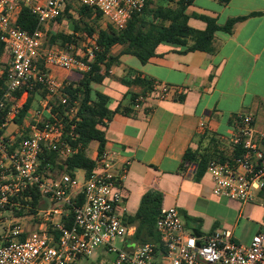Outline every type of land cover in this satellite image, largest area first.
I'll return each mask as SVG.
<instances>
[{
    "label": "built area",
    "instance_id": "1",
    "mask_svg": "<svg viewBox=\"0 0 264 264\" xmlns=\"http://www.w3.org/2000/svg\"><path fill=\"white\" fill-rule=\"evenodd\" d=\"M75 1L100 11L102 27L111 25L116 29L124 28L131 15L140 12L146 2ZM64 3L65 0H0V44L11 56L9 66L0 68V111L16 91L23 90L0 124V225H5L6 230L0 235V264H76L82 256H90L100 247L115 254L108 264H264V227L249 245L238 243L229 230L220 229L203 238L187 230L174 206L162 210L157 219L158 243H127L136 227L125 221L122 178L116 174L115 159L108 149L99 157L98 170L88 178L70 173L54 176L40 170L44 149L58 150L62 157L77 151L63 139L65 125L56 115H51L55 121L48 120L40 126L37 111L32 114L33 120L31 117L28 120L29 135L18 140L14 135L9 137L19 128L16 126L8 132L9 124H17L14 119L31 90L41 84L53 95L64 87L50 73L49 66L89 70V61L101 50L96 36L88 38L86 49L80 53L74 52V43L67 48L45 46L44 26L60 16ZM23 6L30 7L39 20L33 33L17 23ZM153 91L159 99H166L178 90L158 82ZM146 99V94H138L133 107L140 109ZM67 100V95L61 96L63 103ZM71 112H75L74 108ZM230 141L240 153L228 160L212 159L208 163L207 170L215 182L214 193L251 202L260 193L264 194V146L251 114L238 117ZM32 187L54 206L45 211L38 229L24 236L19 217L11 212L23 209L17 199ZM71 212L73 224L63 228L62 219L56 216H69ZM50 228L61 233L55 237ZM119 237L123 238L122 246L116 244Z\"/></svg>",
    "mask_w": 264,
    "mask_h": 264
},
{
    "label": "crops",
    "instance_id": "2",
    "mask_svg": "<svg viewBox=\"0 0 264 264\" xmlns=\"http://www.w3.org/2000/svg\"><path fill=\"white\" fill-rule=\"evenodd\" d=\"M186 13L189 24L199 30L207 27L205 16L220 25L231 18L246 17L230 31L215 32L212 52L187 50L184 45L165 41L145 63L137 56L138 60L128 62L131 54H122L111 74L92 85L95 92L109 97L107 105L113 112L104 128L105 149L112 153L116 174L122 178L125 219L136 215L145 194L157 191L162 196L161 212L176 207L189 232L205 238L217 230H229L238 243L249 245L264 227L257 218L259 212L264 213V205H257L259 199L264 201V194L251 202L218 196L209 171L206 169L197 179V163H184L183 158L189 149L208 155V163L239 154L240 149L233 146L230 136L243 114L254 117L264 146V0H192ZM164 24L169 25L170 21ZM58 32L83 36L74 52L85 50L89 39L75 32L67 18L44 26V37ZM121 49L116 44L112 53L119 54ZM48 69L63 86L86 71L54 66ZM158 82L178 91L159 99L153 91ZM140 93L146 94L147 99L140 109H135L132 97ZM54 95L47 93L40 99L39 106L44 109L37 111L48 116L49 101ZM28 115L22 124L11 123L8 129L27 127ZM98 148L99 142H92L89 155L96 157ZM76 175L84 179L85 172L79 170ZM127 224L137 229V223ZM135 234L127 243L142 242L135 240Z\"/></svg>",
    "mask_w": 264,
    "mask_h": 264
},
{
    "label": "trees",
    "instance_id": "3",
    "mask_svg": "<svg viewBox=\"0 0 264 264\" xmlns=\"http://www.w3.org/2000/svg\"><path fill=\"white\" fill-rule=\"evenodd\" d=\"M228 2L229 0H221ZM192 0H146L145 6L140 12H134L122 29H116L109 25L106 28L100 26L101 12L88 5L78 4L75 0H65L63 11L55 20L64 17L75 32L85 34V38L97 37V43L101 50L95 53L94 58L89 61L90 69L81 72L80 78L67 83L60 92L49 101L51 113L45 116L48 120L55 121L51 115H56L65 125L63 139L73 148L77 149L68 157H62L58 150L44 149L40 156V170L51 175L55 173H70L75 176L76 172L83 170L85 178L98 170V160L105 149L106 120L113 112L107 103L109 97L103 93L95 92L93 83L102 82L111 74L114 65L120 62L122 54L137 56L143 63L149 61L157 54V48L162 42H172L187 47V50L214 51V37L217 30H232L235 23L246 16L229 19L224 25H220L214 18L205 16L207 27L203 30L196 29L189 24L187 7ZM165 21H170L165 25ZM17 23L24 29L33 33L38 28L39 20L28 6H23ZM83 36L76 34H65L58 32L49 37L51 44H58L67 48L68 44L76 45ZM122 46L119 54H113L114 45ZM5 46L0 44V54L4 52ZM86 49V48H85ZM9 52V50H8ZM10 53V52H9ZM85 60L88 61L86 58ZM2 80H0V83ZM23 90L16 91L13 97L6 102L5 108L0 111V124L5 120L12 104L22 96ZM48 93L43 85L39 84L29 92L20 112L14 121L22 124L28 111ZM67 95L66 103L61 101V96ZM138 95V94H137ZM132 97V101L137 96ZM75 112H71V109ZM98 141L99 148L96 157L89 155V147L92 142ZM200 156V159L199 157ZM209 156L187 150L183 162L197 163L196 178L200 179L207 169ZM42 194L36 187H32L18 198L22 204L36 207ZM31 197V200H29ZM83 202L80 195L78 203ZM162 196L157 191H149L143 196L139 211L134 217L127 218L129 223H137L136 241H150L158 243L160 235L156 228V222L161 214ZM21 213V211L19 212ZM72 212L69 216H63V228H69L73 224ZM126 221V223H127ZM58 237L61 230H50Z\"/></svg>",
    "mask_w": 264,
    "mask_h": 264
},
{
    "label": "rangeland",
    "instance_id": "4",
    "mask_svg": "<svg viewBox=\"0 0 264 264\" xmlns=\"http://www.w3.org/2000/svg\"><path fill=\"white\" fill-rule=\"evenodd\" d=\"M43 41L45 46H52L53 44L50 43L49 37H43ZM130 60H138L136 56H130L129 59H127L128 62ZM127 62L126 60H124ZM11 62V56L10 53L8 52V49L5 47L4 52L0 54V68L6 69ZM37 87V86H36ZM39 102H35L34 108L31 110V114H35L38 109L43 110L44 107L41 105L39 106ZM29 114L28 118L31 117V120H33L34 116ZM37 122L39 125H43L48 119L40 112V117H37ZM14 128V127H12ZM12 129H10L8 132H10ZM14 130V129H13ZM23 132V133H22ZM30 134V129H27L25 127L24 129L21 130H14L13 133L9 134V137L15 136V140L20 139L22 136H26ZM56 176H60L61 174L55 173ZM260 202H257L258 207L261 205V203L264 205V201L262 202V199H259ZM53 207L52 202L48 201L46 197L41 196L39 199V205L36 207H32L30 205H25L23 204V209L20 211L17 209H14L13 212H11L14 217H19V221L21 222L22 228L24 230V236L27 234H30L34 231L37 230L38 226L42 222L43 218L46 216L45 211L49 210ZM257 218L259 221L264 222V213H258ZM5 225H0V235L5 233ZM116 244L118 246L123 245V238L119 237L116 240ZM115 258L114 253L108 252L104 247H100L98 250H96L92 255L90 256H82L80 259L77 260L76 264H108L110 260Z\"/></svg>",
    "mask_w": 264,
    "mask_h": 264
},
{
    "label": "water",
    "instance_id": "5",
    "mask_svg": "<svg viewBox=\"0 0 264 264\" xmlns=\"http://www.w3.org/2000/svg\"><path fill=\"white\" fill-rule=\"evenodd\" d=\"M194 234H196V232H194Z\"/></svg>",
    "mask_w": 264,
    "mask_h": 264
}]
</instances>
